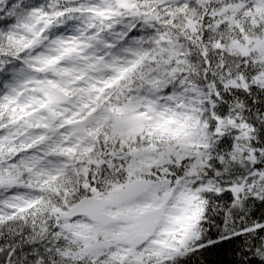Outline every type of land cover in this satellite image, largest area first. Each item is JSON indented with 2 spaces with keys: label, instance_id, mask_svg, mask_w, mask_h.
Wrapping results in <instances>:
<instances>
[{
  "label": "snow or ice",
  "instance_id": "snow-or-ice-1",
  "mask_svg": "<svg viewBox=\"0 0 264 264\" xmlns=\"http://www.w3.org/2000/svg\"><path fill=\"white\" fill-rule=\"evenodd\" d=\"M0 264H264V0H0Z\"/></svg>",
  "mask_w": 264,
  "mask_h": 264
}]
</instances>
